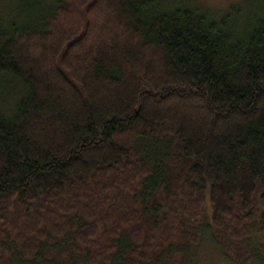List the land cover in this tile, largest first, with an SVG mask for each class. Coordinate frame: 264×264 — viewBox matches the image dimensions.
<instances>
[{
	"label": "trees",
	"instance_id": "16d2710c",
	"mask_svg": "<svg viewBox=\"0 0 264 264\" xmlns=\"http://www.w3.org/2000/svg\"><path fill=\"white\" fill-rule=\"evenodd\" d=\"M163 3L0 12V264L264 262V11Z\"/></svg>",
	"mask_w": 264,
	"mask_h": 264
},
{
	"label": "rangeland",
	"instance_id": "374dc122",
	"mask_svg": "<svg viewBox=\"0 0 264 264\" xmlns=\"http://www.w3.org/2000/svg\"><path fill=\"white\" fill-rule=\"evenodd\" d=\"M175 1H182V0H171V2ZM157 2L162 5L167 4V0H157ZM192 5H198L205 7L207 9L214 11H223L226 8L237 5L240 6V8L244 13L247 11H250V8H255V10H260L261 12L264 11V0H190ZM14 5H17V0H0V12H4V16L11 14V10L13 9ZM264 13V12H263ZM8 17V16H7ZM9 18V17H8ZM84 28V27H82ZM9 78H6L2 75H0V102H3L7 100L8 97L14 96L15 89H13L11 80H7ZM18 87V86H17ZM14 90V91H13ZM205 224L209 223V215H210V207L209 204L205 206ZM201 224V223H200ZM199 224V225H200ZM204 224V226H205ZM203 227V226H202ZM200 239L198 243L194 246L189 245L187 249V254L185 256L186 260L190 259L192 261L195 260L196 264H253L255 263L254 259L256 260V264H264V262H260V260L257 259L256 256H252L251 260L246 262H239L234 259L233 256H235V253L232 255L227 251L223 250L222 246L215 243V241L210 238V236L206 233H200L199 235ZM189 239L187 241L189 243ZM246 243L252 244V246H258V242L254 240H248ZM256 243V245H255ZM235 261H234V260ZM67 260V259H64ZM184 262V260H182ZM181 261V262H182ZM177 262V260H176ZM70 264V260H69ZM82 264V263H80ZM177 264V263H176Z\"/></svg>",
	"mask_w": 264,
	"mask_h": 264
}]
</instances>
